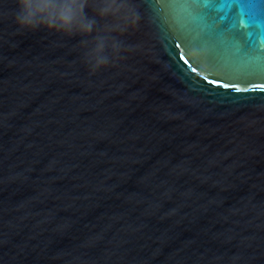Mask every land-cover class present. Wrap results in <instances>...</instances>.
Instances as JSON below:
<instances>
[{
  "label": "water",
  "instance_id": "95a60500",
  "mask_svg": "<svg viewBox=\"0 0 264 264\" xmlns=\"http://www.w3.org/2000/svg\"><path fill=\"white\" fill-rule=\"evenodd\" d=\"M201 8L172 0L166 162L173 263L264 264V15L246 29V42L232 44L209 32Z\"/></svg>",
  "mask_w": 264,
  "mask_h": 264
},
{
  "label": "clouds",
  "instance_id": "9594fccd",
  "mask_svg": "<svg viewBox=\"0 0 264 264\" xmlns=\"http://www.w3.org/2000/svg\"><path fill=\"white\" fill-rule=\"evenodd\" d=\"M15 20L22 29L47 28L83 37L86 59L97 69L118 52L117 34L138 22L131 0H16Z\"/></svg>",
  "mask_w": 264,
  "mask_h": 264
},
{
  "label": "snow or ice",
  "instance_id": "6c2138e0",
  "mask_svg": "<svg viewBox=\"0 0 264 264\" xmlns=\"http://www.w3.org/2000/svg\"><path fill=\"white\" fill-rule=\"evenodd\" d=\"M191 2L202 6L197 16L205 23L209 32L232 44L246 42L252 35L246 29L255 23L257 14L264 15V0H191ZM230 5L238 7L230 9ZM234 90L240 91L239 88Z\"/></svg>",
  "mask_w": 264,
  "mask_h": 264
}]
</instances>
